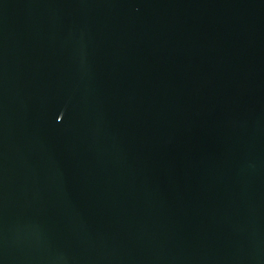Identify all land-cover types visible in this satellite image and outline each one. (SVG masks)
<instances>
[{
	"label": "water",
	"instance_id": "water-1",
	"mask_svg": "<svg viewBox=\"0 0 264 264\" xmlns=\"http://www.w3.org/2000/svg\"><path fill=\"white\" fill-rule=\"evenodd\" d=\"M0 264H264V0H0Z\"/></svg>",
	"mask_w": 264,
	"mask_h": 264
}]
</instances>
